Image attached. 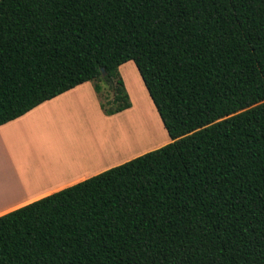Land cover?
<instances>
[{
	"label": "trees",
	"instance_id": "trees-1",
	"mask_svg": "<svg viewBox=\"0 0 264 264\" xmlns=\"http://www.w3.org/2000/svg\"><path fill=\"white\" fill-rule=\"evenodd\" d=\"M128 61L170 142L0 216V264H264V0H0V125L127 110Z\"/></svg>",
	"mask_w": 264,
	"mask_h": 264
},
{
	"label": "crops",
	"instance_id": "crops-1",
	"mask_svg": "<svg viewBox=\"0 0 264 264\" xmlns=\"http://www.w3.org/2000/svg\"><path fill=\"white\" fill-rule=\"evenodd\" d=\"M85 83L0 125V216L129 161L117 159L116 151L109 153L116 159L110 162L109 154L101 149L97 159H69L62 167L53 162L59 158L47 157L46 146L54 139L87 140L94 128L119 126L131 110L105 115L93 92L82 90Z\"/></svg>",
	"mask_w": 264,
	"mask_h": 264
},
{
	"label": "rangeland",
	"instance_id": "rangeland-1",
	"mask_svg": "<svg viewBox=\"0 0 264 264\" xmlns=\"http://www.w3.org/2000/svg\"><path fill=\"white\" fill-rule=\"evenodd\" d=\"M118 71L130 97L131 110L125 113L124 118L119 122V126H101L99 129L94 128L93 135L87 140L74 137L66 143L63 140L54 139L51 144L46 146L47 157L54 159V156H56V158L60 159L53 162L61 164L62 167L64 164L63 162L69 159H97L99 155H101L98 152V148L100 146L109 147V145L110 147H115V140H117L123 132L124 137L126 136L130 143L128 142L127 146L123 144L122 147L119 148V156L117 158L119 160L129 159L130 161L134 159V157H138L140 153H147L148 151L160 148L170 142L169 136L163 127L162 121L134 63L128 61L122 64ZM99 84L101 86L100 93L95 91L94 82L85 83L84 87H82L84 91L91 90L93 92V96L98 105H100L101 102L107 103L112 99V88L105 85L103 82H99ZM136 127L139 129L141 128L140 131ZM94 143H96V145ZM108 158L110 162L116 160L110 154Z\"/></svg>",
	"mask_w": 264,
	"mask_h": 264
},
{
	"label": "bare ground",
	"instance_id": "bare-ground-1",
	"mask_svg": "<svg viewBox=\"0 0 264 264\" xmlns=\"http://www.w3.org/2000/svg\"><path fill=\"white\" fill-rule=\"evenodd\" d=\"M152 127V126H151ZM124 129V128H123ZM132 133V132H131ZM129 136H130V134H129ZM118 137V136H117ZM132 138V137H131ZM115 140V139H114ZM128 138H126V136L124 137V132L123 133H121L120 134V136L118 137V139L117 140H115V147H110V145H109V147H103V146H98L99 148L98 149H101L102 151H104L105 153H110V154H112L113 155V153L114 152H116V151H119L120 149L119 148H121L122 147V145L123 144H125L124 146H127V144H128ZM132 142V141H131ZM130 143V142H129ZM95 145H96V143H94ZM98 145V144H97ZM95 148H96V146H95Z\"/></svg>",
	"mask_w": 264,
	"mask_h": 264
},
{
	"label": "water",
	"instance_id": "water-1",
	"mask_svg": "<svg viewBox=\"0 0 264 264\" xmlns=\"http://www.w3.org/2000/svg\"><path fill=\"white\" fill-rule=\"evenodd\" d=\"M101 71H102V73H104V69H102Z\"/></svg>",
	"mask_w": 264,
	"mask_h": 264
}]
</instances>
